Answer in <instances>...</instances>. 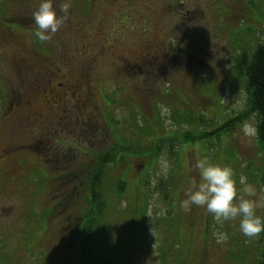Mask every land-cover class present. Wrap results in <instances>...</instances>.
<instances>
[{"label":"rangeland","instance_id":"1","mask_svg":"<svg viewBox=\"0 0 264 264\" xmlns=\"http://www.w3.org/2000/svg\"><path fill=\"white\" fill-rule=\"evenodd\" d=\"M39 3L0 0V264L82 261L74 241L88 214L91 248L115 264H256L264 232L248 238L239 218L221 224L180 202L202 156L233 169L238 195L251 185V198L264 196L256 136L241 131L250 117L218 140L189 141L245 111L264 0H54L63 22L45 42L34 36ZM61 108L79 110L69 130ZM43 149L60 156L43 161ZM104 152L117 160L91 192L85 176Z\"/></svg>","mask_w":264,"mask_h":264},{"label":"clouds","instance_id":"2","mask_svg":"<svg viewBox=\"0 0 264 264\" xmlns=\"http://www.w3.org/2000/svg\"><path fill=\"white\" fill-rule=\"evenodd\" d=\"M54 0H40L38 8L32 13L36 26L35 38L40 42L51 39L63 20L54 9ZM67 4L61 5V11L66 12ZM241 131L245 137L257 135L254 123L245 122ZM192 171L198 172V179L193 177L187 189L186 198L180 202V207L188 210L193 205L203 207L218 223L239 218V230L248 237L255 238L264 232V217L257 214V209L264 207V196H256L251 185H245L238 195L237 181L233 169L227 165L213 163L207 156L198 158L192 165ZM240 183L245 184L241 177ZM166 208H161L159 215H165ZM227 233H222L218 243L227 240Z\"/></svg>","mask_w":264,"mask_h":264},{"label":"trees","instance_id":"3","mask_svg":"<svg viewBox=\"0 0 264 264\" xmlns=\"http://www.w3.org/2000/svg\"><path fill=\"white\" fill-rule=\"evenodd\" d=\"M250 57L251 58H250L248 65L245 66L243 70V75L245 77V93L247 96V103H246L245 111L242 112L240 115H238L236 118H232L230 121L224 122L223 126L220 125L222 127L216 128L210 134L208 135L206 134L202 136L203 135L202 133L200 134L199 139L189 138V141H193V142H196L195 140L200 141V138L202 141L204 138H211V137L218 140L220 135L223 133L226 134V132L229 131V129H231L233 125H236L239 122L247 120V118L250 117L254 121V124L257 128V135H256L257 146H259L258 148L261 151V155L264 161V45H258L251 52ZM73 77L75 78V76ZM3 107H5V104ZM163 144L165 143L162 140L159 141V144L155 148L154 152H158L160 147H163L161 146ZM172 156L176 157L175 159L178 158L176 154H172ZM95 157H93L94 160L96 159L95 165L93 166V170L90 169L88 171L89 175L85 176V178H88V180H90L89 188L91 192L94 191V186L99 184V180H101V178L106 176L105 169L108 166V164L115 163V161L117 160V158L113 159V157L110 156L109 153L107 152H104L101 155L99 153ZM262 179L264 180V177ZM97 181L98 183H96ZM161 190H162V193L165 192L164 189H161ZM92 196L96 201L100 200V196L98 193H96V191L95 193H92ZM164 196H165V193H164ZM87 202L88 204L91 203L90 198L87 199ZM142 202H143L144 208L147 207V204H146L147 201L143 199ZM91 205H90L91 210L99 209V211H101L102 208L107 209V206H101L100 204H97L96 206H91ZM168 216L169 215H166L164 217L166 218ZM95 219H96L95 216L88 214L82 220H78L77 222V228H76L77 235H76V241H74V244L80 250L83 247L85 249L83 253L81 254L83 256L82 261L80 260L77 263L73 261V263L75 264H115L112 259L110 260L109 258L106 257V253L98 252L96 248L93 247V245L91 248L90 241H92L93 236L96 234L95 230L97 231L99 230L97 227L96 228L93 227L92 223L95 221ZM144 220L146 221V218H144ZM73 227L75 228V225H73ZM88 241H89V248H87ZM263 242H264V239L260 240V243H263ZM261 256L262 257L258 259L256 264H264V244L262 245ZM161 261L162 263L160 264H164V259L162 256H161Z\"/></svg>","mask_w":264,"mask_h":264},{"label":"flooded vegetation","instance_id":"4","mask_svg":"<svg viewBox=\"0 0 264 264\" xmlns=\"http://www.w3.org/2000/svg\"><path fill=\"white\" fill-rule=\"evenodd\" d=\"M75 75V74H74ZM73 77V76H72ZM70 80H72V79H70ZM45 81H48V77H47V79L45 80ZM68 82H63V84H60V85H57V87L58 88H65V89H73V92L74 91H78L79 90V88L78 87H71V86H64L65 84H67ZM48 88H52L51 86H48L47 87V85H45L44 86V92H47V90H48ZM57 88V89H58ZM60 92H57V93H55V94H59ZM29 103V102H28ZM4 110H5V108H3ZM10 109V108H9ZM9 109L7 110V112L9 111ZM62 109V108H61ZM73 109V108H72ZM79 111V110H78ZM77 110H76V112H77V116H71L70 118H69V114L70 113H74V112H71V110H69V109H62V111H58V113L55 115L56 116V119H58L59 117V119L58 120H63V121H60V125H59V127L61 128V129H64L65 127L67 128L68 127V130H69V128H71L72 126H73V123L74 122H71L72 120L74 121V120H77V121H79L80 120V118H79V116H78V112ZM10 112H14V110H11ZM67 113H69V114H67ZM67 114V115H66ZM7 115H9V112L7 113ZM63 116H65V117H63ZM40 152H41V154H43V161H54V159L55 158H58L59 156H60V153L57 151L56 153H54V154H49V150L48 149H46V150H40ZM52 167V169L54 170V172H57V173H59L58 172V170H59V168H58V166H56V165H52L51 166Z\"/></svg>","mask_w":264,"mask_h":264}]
</instances>
